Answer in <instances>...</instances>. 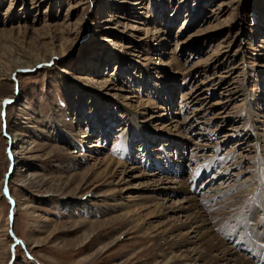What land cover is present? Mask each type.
I'll use <instances>...</instances> for the list:
<instances>
[{"label":"rangeland","instance_id":"rangeland-1","mask_svg":"<svg viewBox=\"0 0 264 264\" xmlns=\"http://www.w3.org/2000/svg\"><path fill=\"white\" fill-rule=\"evenodd\" d=\"M5 99L0 264H167L162 236L227 264L207 255L200 204L221 211L254 178L261 211L230 228L264 231V0H0ZM194 156L210 169L185 191Z\"/></svg>","mask_w":264,"mask_h":264},{"label":"bare ground","instance_id":"bare-ground-1","mask_svg":"<svg viewBox=\"0 0 264 264\" xmlns=\"http://www.w3.org/2000/svg\"><path fill=\"white\" fill-rule=\"evenodd\" d=\"M24 60H26V59H23V61ZM22 66L23 65H21V64H17L16 66H14V69H13L12 72H15V73L17 72L18 73L19 69H21ZM12 72L9 75V77L12 75ZM6 75H8V74H6ZM3 105L4 104L0 105V111L3 109L2 108ZM248 109L250 111V107H248ZM198 114L199 113H196L195 116H193L192 119H190V120L188 119L189 120L188 124H191L194 121L195 117L198 116ZM251 114H252V111H251ZM252 134H253V136H256V140L258 142L261 141L259 145L261 147H264V134L260 133V132H256V131L252 132ZM18 140H19V138H18V135H16V133L15 134H11L9 136V138H8V143L9 142H11V143L15 142V145L19 146L21 143L18 144L17 143ZM21 140H23V139L21 138ZM201 147H204V145H201L200 148ZM255 151H257V148H255ZM15 154L16 155L20 154V149H17V153H15ZM198 158L199 157H197V156L192 157V161H196V165H198V168H199L198 171L195 173V175L192 176V177H189L190 179H188V180H184V181L180 180V182H182L181 189H183L185 191L189 190L190 188H192V190H194L195 187H197L199 189V187H198V185L196 183L198 178L209 172L208 170L210 168H206L203 165L199 164L200 161H199ZM170 162H171V160H170ZM261 162L264 163V153L262 154V159L261 160H259L257 158V156H255L254 164L257 163V166H259V164ZM172 164L173 163H171L170 165H172ZM181 164H182V161L178 160V166H180ZM231 164H233V166H235V162L234 163L231 162ZM219 165H217L216 163L212 165V167L216 168V169L212 170V172H214V173L216 172L215 176H216V174H219V173H227V172H225V169H226V167H229V165H226V167L222 166V167H224V170H221ZM218 168H219V170H218ZM263 169H264V167L262 168V171H259V172L255 173L256 176H257V174H259V176H262V179L264 178V170ZM227 176H229V174ZM161 177H159L160 179L158 178V180L156 179L155 183H157V184H163L165 182L169 183V181H167L168 178H161ZM255 182H256V184H255ZM257 185H258V179L256 181V178L250 179L249 182L244 183V184H242V183L236 184V186L239 187V189L236 191V193L225 195L224 203H223V205H220L221 211L220 210L219 211L215 210V208L211 204H208V203L205 204L204 202H202L200 204L201 207L199 208V210L202 213L199 212V214H201L200 216H201V218H202L204 223L205 222L209 223L208 224V230L211 229V231L209 230L210 233H208L207 240L205 239L206 240L205 241L203 239L204 242H205L204 248L206 246L205 250L208 253V254L206 253L207 255H211V254H213V252H219L216 255V257H219L220 262L221 261H225L227 264H232V263L233 264H257L256 263V259L257 258L264 259V242H263V240H264V231L258 232L256 229H254V230H249V229L246 230L245 229V230L239 231L238 229L234 230V228H232V229L230 228L231 221L234 220V218L240 217L241 212H242V210H241L242 207H247L248 210L251 211V213L253 215H256L257 213H260V211H261L260 207L255 206L257 208L254 209L252 204H250V205L247 204L249 201H253L254 202L256 199H258L257 197L256 198L254 197V191H255V188H256ZM230 188L233 189L234 185H231ZM219 189H221V188H219ZM160 190L168 191V189H165V188L164 189L160 188ZM244 191H246L248 193V195L246 197L243 196V194L245 193ZM212 198H213L212 200H214V196ZM209 199H211V198H209ZM13 202H14V200H13ZM198 204L196 203V205H198ZM182 209H178V210H182ZM224 209H228L229 210V211L226 210V212L231 214V218H232L231 220L227 221L228 219L226 217L222 218V216L224 215V212H222V211H224ZM16 210H18V208L15 206V212H16ZM197 217H198V215H197ZM220 218H222V219H220ZM200 219H199V221H200ZM217 221L220 222L219 227H217L218 226ZM190 222H192L190 224V227L193 228V226L198 223V219H192ZM246 223L248 224V222H246ZM9 224H10V222H9ZM210 234H213L212 238H210L211 237ZM227 235H230L231 237L240 238V240H242V242L241 243L238 242V243H233L232 244V240L228 241L227 238L225 237ZM120 239H122V235L118 237V240H120ZM184 247H185V245L183 243H181L179 245H175V244H170V243L166 242V239H164L163 236H162V238L160 237V242L158 243V248L161 250V254H162L161 256L163 257V260L167 264H186L183 261H181L180 259H177L175 256H172V252L173 251L174 252L183 251V254H184V252L187 253V255L184 256L185 260L189 261V264H191V263L195 264L196 263V258L193 255H191V252H194V251L190 252V251H188V249L185 250ZM241 247H243V249L245 250L246 253L243 252L242 249H240ZM248 255L252 256V258L249 257ZM184 257H182V258H184ZM213 260H215V259L213 258ZM206 261H207V259H206Z\"/></svg>","mask_w":264,"mask_h":264},{"label":"snow or ice","instance_id":"snow-or-ice-1","mask_svg":"<svg viewBox=\"0 0 264 264\" xmlns=\"http://www.w3.org/2000/svg\"><path fill=\"white\" fill-rule=\"evenodd\" d=\"M21 71H31V70L30 69H21ZM11 103H12V101L9 100V99H5L3 101L4 105H8V104H11ZM0 115H3V113H0ZM4 191H5V193H7V191H8L7 187H5Z\"/></svg>","mask_w":264,"mask_h":264}]
</instances>
